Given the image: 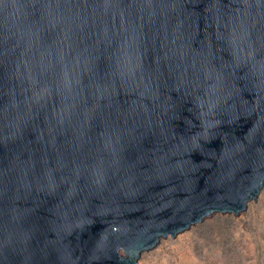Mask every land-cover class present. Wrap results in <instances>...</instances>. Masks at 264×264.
Listing matches in <instances>:
<instances>
[{
    "label": "water",
    "instance_id": "water-1",
    "mask_svg": "<svg viewBox=\"0 0 264 264\" xmlns=\"http://www.w3.org/2000/svg\"><path fill=\"white\" fill-rule=\"evenodd\" d=\"M264 189V0H0V264H142Z\"/></svg>",
    "mask_w": 264,
    "mask_h": 264
},
{
    "label": "rangeland",
    "instance_id": "rangeland-1",
    "mask_svg": "<svg viewBox=\"0 0 264 264\" xmlns=\"http://www.w3.org/2000/svg\"><path fill=\"white\" fill-rule=\"evenodd\" d=\"M158 246L142 264H264V189L259 206L247 209L241 221L214 220L192 227L178 244Z\"/></svg>",
    "mask_w": 264,
    "mask_h": 264
}]
</instances>
